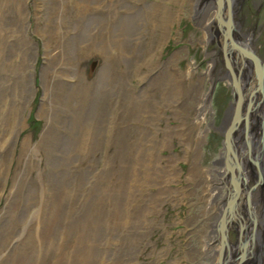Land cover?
Returning a JSON list of instances; mask_svg holds the SVG:
<instances>
[{
	"label": "rangeland",
	"instance_id": "obj_1",
	"mask_svg": "<svg viewBox=\"0 0 264 264\" xmlns=\"http://www.w3.org/2000/svg\"><path fill=\"white\" fill-rule=\"evenodd\" d=\"M236 3L239 33L252 34L241 41L264 60V0ZM192 4L0 0V264H193L202 257L190 237L212 222L213 212L201 213L208 189L218 185L226 197L230 187L223 124L231 110V125L235 102L230 74L203 80L211 110L197 157L187 89L221 45L201 43ZM206 9L208 24L214 10ZM190 63L191 80L176 82L173 71L184 75ZM254 78L253 69L241 89L264 107ZM258 128L245 168L249 188L264 196L253 176L261 169L264 180V151L254 156L258 164L249 158L264 145V111ZM250 192L255 216L264 214V197L256 204ZM261 240L255 248L249 241L242 264H264L257 257L264 230Z\"/></svg>",
	"mask_w": 264,
	"mask_h": 264
},
{
	"label": "bare ground",
	"instance_id": "obj_2",
	"mask_svg": "<svg viewBox=\"0 0 264 264\" xmlns=\"http://www.w3.org/2000/svg\"><path fill=\"white\" fill-rule=\"evenodd\" d=\"M193 1L195 3V4L191 5L192 6L191 8H193V14L198 19L199 26L200 27L202 26L201 28H203V30H204V38L201 40V43L205 47L210 43V41L212 39L214 40V38H215L216 42L220 46L221 44L219 42H221L222 38L219 34L218 28H216L217 25L214 26L213 22L211 23L212 18L214 17V15L217 13V10H218V8L216 9V7H214L216 5L215 2L216 1L218 2V0H216V1L215 0H193ZM227 1L230 2V8H231L230 17L232 18L233 22L237 25L236 17H235L236 12H237L236 11L237 8L235 6L237 4L236 0H227ZM206 7L213 8V10H214L212 16H209L210 20L208 21V24L203 21V17H205L209 12V9H206ZM206 18H208V17H206ZM238 32H239V30H238ZM240 35H241L240 39L245 38V36L249 37V38L252 36V34H247L243 31H242V34H240ZM235 37L238 39L239 36H235ZM247 47L252 49L251 46H247ZM219 49L221 50V52H220V50L218 52V49H216V48L212 52H209V54L212 56V59H210L211 60L210 66L208 67L207 71H205L199 75V80L197 81V85L193 86V88H192V86L189 85V88L187 89V95L192 96V98H190L191 102L188 103L187 107L191 108L194 112V115L192 116L193 118L191 119L192 120L191 124H192V127L195 128L197 131V133H195L196 137H194L196 139V143H195L196 149L199 148V150H197L198 152L196 153L197 157L199 156L198 154H200V150H201L200 145L204 140L205 132H207L206 129L205 130L201 129V123L205 122L206 117L211 110V104L209 102L210 101L209 93L203 91L204 90L203 89V82H204L203 80L205 78H209V81H211V80L216 79L218 77H221L224 79V78H227L228 75L230 74V72H228V70H225L226 68L224 69V67L220 65L221 60L225 62V59H224L225 56H223L224 52H223L222 47ZM255 49H252V50L255 51ZM231 59L233 60L232 61L233 66H234V64H237V61H238L237 68L239 67L238 68L239 70H237V74H238L237 79H239L240 86L243 87L244 89H246V87L248 86L246 84V82L250 81V78H252V73H253L252 63L250 62V60L240 59L236 55V53L232 54ZM219 60H220V64L218 63ZM193 65H192V63H190V65L187 68V71L184 73V75H181V73L179 72V70L176 67V70L173 71V72H175V77H176V78L174 77V80L176 82L183 81L182 79L191 80L190 77H192L194 70H195L193 68ZM235 72H236V70H235ZM237 74L235 73L236 76H237ZM254 76H255V71H254ZM231 79H232V77H231ZM231 82H232V80H231ZM256 84H257V82H256ZM241 90L243 92L242 94L244 95L241 107L236 108V101H234L235 99L232 100L235 102L232 106L233 110H234L233 121H234L237 113H239V112L242 114V118H240V121L237 124V128H235L233 133H232V140L230 143L233 147L232 148L233 152L231 153V158L233 160L235 158H237L240 161V163L242 164L243 169H244L243 170V172H244L243 176H245L247 179L246 189H249L248 183H250L251 175L249 174V170L245 168L246 167L245 162H247L246 161L247 156H246L245 152L247 149L250 150L251 148H254L256 146V143H257L256 140L258 139V135H259L258 134V130H259L258 127H259L260 119L263 116L264 107H263V101L262 100H260L259 102L256 101L254 104V102L251 98L252 90L251 91H247V90H243V89H241ZM258 95H259V98H261V94H258ZM249 104H251V109H249L250 111L247 113L246 109H248ZM237 110H239V111H237ZM231 113H232V111L230 110L228 115H227L228 119L223 124V128H224L223 130H225V129L227 130L233 124V121H231L232 123L229 126V122H227V121H229ZM246 127H247V129H246ZM244 136H246V142L247 143L244 142V138H245ZM246 144H247V146H246ZM224 149L226 151L225 147H224ZM261 150L264 151V145L263 146L260 145V147L258 148L255 155L249 153V158L252 157L254 159V156L256 159L258 157L260 158V156L263 155V152ZM250 161H251V159H250ZM218 162H219L218 164H222L220 159ZM196 165H198L197 162L192 163V165H190L191 166L190 169L196 168ZM210 170L213 172V171H216L217 169L211 168ZM255 172L253 171V174H254L253 176L256 177V180H258L259 175L263 176V173H261L262 171L260 169L257 170V172H256L257 175H255ZM190 176H192V171H190ZM222 177H223V175L219 176V178H220V179H218L219 183H221ZM243 183H244V181H242V184H240V185L244 186ZM229 185H230V187L227 190L226 197L223 195V193L221 192V187L218 185H216V188L208 189L209 191H207L205 194V197L208 198V201L204 204L205 207H204V210L201 211V213L204 212L203 213V215H204L207 212V215H211L212 214L211 212H213V217H211L212 222L210 224L208 223L209 225H206V223H207V221H206L205 224L203 225V226L206 225V227L202 226L203 228L202 227H200V229L198 228L199 230L198 229L195 230V231H197L195 234L192 232L190 239L197 237L195 240H196V242L198 241L197 242L198 247H196L192 243L191 247L193 249L192 248L191 249L193 251H196L195 254H197L198 256H202V257H200V259L196 258L197 257L196 256L195 258L197 259V263L195 262V260H193V264H195V263L196 264H223V263L225 264L224 259H226L227 263H229V264H242V261L239 262L237 257L240 256L241 250H242V252H245V249L242 248L243 244L245 242H246V244H248L250 240H251L250 245L253 248H255V246L256 247L260 246L262 244L261 232L264 230V214H262V211L260 210V211H258V214L255 216V213L253 212L252 205H251L253 203V201H252L251 196L249 195L251 192L249 193L248 190L244 191L246 193V195L248 196L247 197L248 215H246L247 211L244 210V204H243L244 200L241 197H238L236 199V202L238 204L237 206L239 209L238 210L239 215L238 216L236 215V217H234V218H228L229 221H227V223L224 225L220 222L223 218L222 216H224V212L226 210V205H227V202L230 198V195L233 194L234 187H233L231 181H230ZM261 187L264 190V184H261ZM255 188H257L256 191H255ZM241 189H242V187H241ZM253 191H254L252 193L254 195L253 199L256 200V204L259 203V205H261L259 202V199L261 197L262 198L264 197L263 194H261L263 192L260 191L258 187H254ZM209 206H211L212 208ZM261 207H263V206H261ZM209 211H210V214L208 213ZM219 212H221V214H220L221 217H219ZM247 216H250V218H248ZM191 217H194V216H191ZM205 217H207V216H205ZM247 218H248V220H247ZM207 220H209V219L207 218ZM204 221H203V223H204ZM218 222H219V224L217 225ZM237 223L239 225H241L242 230H243L242 237L238 241L236 240V234L238 235V227H236ZM216 227L218 228V233L220 236L219 239H218L217 234H216L217 233ZM227 232L229 233V237H228ZM232 232L234 233L233 235H232ZM232 237H234V240L232 239ZM222 240H224L225 242H227L229 240L228 244H223ZM214 242H217V243H214ZM249 251H250V247H247V253ZM228 254H229V257H228ZM210 255H211V257H210ZM222 255H224V258H222ZM262 256L264 257L263 250H258L257 251V257L259 258ZM207 258H208V260H210V258L212 259L211 263L206 262Z\"/></svg>",
	"mask_w": 264,
	"mask_h": 264
},
{
	"label": "water",
	"instance_id": "obj_3",
	"mask_svg": "<svg viewBox=\"0 0 264 264\" xmlns=\"http://www.w3.org/2000/svg\"><path fill=\"white\" fill-rule=\"evenodd\" d=\"M217 4H218L217 6L218 10H217V15L215 16L214 26L217 25L216 28H218L219 34L222 38L221 42L219 43L221 44V47L224 52L225 65L227 69L229 70L230 75L232 77L231 86H232L233 98L235 99L234 101H236V108H240L244 95L242 94L243 92L241 90L239 79H237V76L235 75L236 73L235 70L237 71L239 69H237V66H238L237 64H234L233 66V62H232L233 60L231 59L232 54L236 53V55L240 59H247L252 62V66L255 71V78L257 82V87L256 89H253L254 90L253 92L257 94H261L262 98H264V60L259 55H257L252 49H250L249 47H246L244 43L240 42L239 40L233 37L235 35V32H237V29L235 27L236 26L235 23L230 17L231 15L230 2H228L227 0H218ZM225 14H227L228 16L225 17L226 16ZM249 109H251V104H249L248 109H246L247 113L250 111ZM240 118H242V114L239 112L237 113L232 126L228 128L227 130H225V132H223V137H224L223 146L226 148L225 164L227 167V172L229 173V174L227 173V175L228 176L230 175V181L234 187L233 194L230 195V198L227 202L224 216H222L223 218L220 221L223 225L226 224L227 221H229L228 218H234L236 217V215L237 216L239 215L238 206H237L238 204L236 202V199L240 197L241 190H242L240 184H242V181H244L243 189L246 191L248 190L249 193L255 187L253 186L249 189H246L247 179L245 176H243V173H244L243 166L237 158H235L234 160L231 158V153L233 152V149H232L233 147L230 143L232 140V133L234 129L237 128V124L239 123ZM263 140H264V137H262L261 141ZM250 159H251L250 163L258 164L257 163L258 161L255 162L252 157H250ZM257 183L264 184V180H263V177H261V175H259ZM247 247H248V244H246L245 242L242 246V248L245 249V252L240 253V256L237 257L239 262L243 261L245 257H247V254H248Z\"/></svg>",
	"mask_w": 264,
	"mask_h": 264
},
{
	"label": "flooded vegetation",
	"instance_id": "obj_4",
	"mask_svg": "<svg viewBox=\"0 0 264 264\" xmlns=\"http://www.w3.org/2000/svg\"><path fill=\"white\" fill-rule=\"evenodd\" d=\"M248 62V61H247ZM250 63V62H249ZM251 64V63H250Z\"/></svg>",
	"mask_w": 264,
	"mask_h": 264
}]
</instances>
